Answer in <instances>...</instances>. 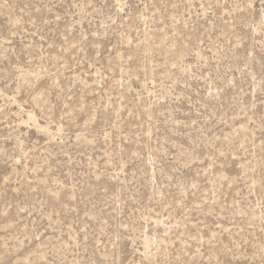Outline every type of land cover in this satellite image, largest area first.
Returning <instances> with one entry per match:
<instances>
[{"label": "rangeland", "instance_id": "obj_1", "mask_svg": "<svg viewBox=\"0 0 264 264\" xmlns=\"http://www.w3.org/2000/svg\"><path fill=\"white\" fill-rule=\"evenodd\" d=\"M0 264H264V0H0Z\"/></svg>", "mask_w": 264, "mask_h": 264}]
</instances>
